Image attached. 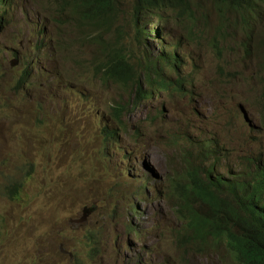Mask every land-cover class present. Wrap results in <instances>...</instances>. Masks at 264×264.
Returning <instances> with one entry per match:
<instances>
[{
    "label": "rangeland",
    "instance_id": "1",
    "mask_svg": "<svg viewBox=\"0 0 264 264\" xmlns=\"http://www.w3.org/2000/svg\"><path fill=\"white\" fill-rule=\"evenodd\" d=\"M4 5L0 264H161L166 259L186 264L177 235L181 222L171 201L161 204L155 191L170 190L175 172L186 170L185 155L202 162L203 172L216 162L213 155L202 157L200 144L192 146L198 139H217L232 153L216 163L222 172L238 168L247 178L251 160L264 165V110L258 103L264 102V85L249 88L237 79L225 94L235 56L224 65L214 49L207 43L203 50L197 47L174 22L171 39L182 37L194 49L187 50L202 60L196 72L184 71L196 77L194 95L174 94L159 107L162 114L137 111L116 123L115 104L134 95L95 76L93 68L115 46L138 61L161 54L165 42L155 36L147 39L146 50L135 52L127 3L116 10L108 30L107 19L75 22L78 17L61 10V1L8 0ZM213 18L209 33L221 16ZM71 44L76 51L64 50ZM12 59L19 60L15 67ZM27 75L28 85H19ZM110 132H118L117 138L109 139ZM174 134L184 135L183 140L171 141ZM15 182L21 188L13 196L9 190ZM139 191L149 199L141 203L135 196ZM86 207L90 214L80 220ZM93 240L101 247L90 260L82 249L87 254ZM196 261L236 264L226 251L207 261L193 256L189 264Z\"/></svg>",
    "mask_w": 264,
    "mask_h": 264
},
{
    "label": "clouds",
    "instance_id": "2",
    "mask_svg": "<svg viewBox=\"0 0 264 264\" xmlns=\"http://www.w3.org/2000/svg\"><path fill=\"white\" fill-rule=\"evenodd\" d=\"M7 1L0 0V9L2 6H5L4 4ZM58 1L63 3L61 10L66 11L69 15H74L75 17L73 18L78 17L74 19L75 22L84 21L79 16L81 15L80 10L76 8L77 0H50L51 3ZM191 1L195 14L193 17L187 14H177L157 9H146L136 14L130 6V0L119 1L117 9L124 10L123 7L127 3L132 10L133 21L131 24L134 31L130 35V38L136 43L134 46L135 52H139L140 49L146 50L147 39L152 40L155 36L159 39L161 38L163 43L165 42L166 50L157 56H148L147 58L143 56L137 61L115 46L112 50L105 51L104 60L93 68L95 76L100 75L104 81L121 86L128 96L131 93L134 95L128 103L121 101L115 104L113 111L116 123H122L125 115H130L132 116L131 118H134L135 115L133 114L137 111H146L147 114H162L163 111L158 112L159 107L174 94L194 95L193 84L196 83V77L195 75L187 76L184 71L191 69L192 72H196L200 68L202 60L199 56L193 55L187 50L192 48L182 37L179 36V40L175 38L174 41L171 39L174 31V22L185 29L190 40L197 47L203 50L204 44L207 43L209 49H214L224 65L229 62L232 55L235 56L236 65L232 66V69L229 71L230 79L227 78L225 94H228L232 90L234 83L238 80L243 81L244 85L247 83L249 88L264 85V26L258 29L264 23V0H257V4L254 5L258 11L255 17L251 16L243 7H240V3L235 0H230L224 7L213 0ZM115 13L116 11H113L112 13H107L106 16H98L97 19L108 20L105 26H108L106 30L109 29V21ZM213 15H220L221 19L214 28V31L209 33L208 29L213 22ZM2 18L3 14L1 15L0 11V25ZM97 19L85 22L93 25ZM252 44H256L257 47L253 48ZM110 45L106 44L105 48L110 47ZM40 46L41 43L39 46H36L37 50H41ZM149 46L153 49L155 45L151 43ZM68 47V49L64 50L71 53L76 51L72 44L68 45ZM18 63V59L11 60L12 67H15ZM111 72L112 76L110 75ZM29 76H22L19 85H28L27 79ZM223 79L226 80V75L223 76ZM153 102H156L154 109L151 108ZM258 103L261 104L260 100ZM261 106L264 110V102ZM117 135L118 132H110L109 139H115ZM170 138L171 141L180 143L184 135L176 137L174 134L170 135ZM197 144L201 145L202 157L213 155L216 158V162L205 168V172H203L205 166L202 162L194 161L185 155L186 170L183 173L175 172L170 190H156L155 192L160 198L161 204L166 198L171 201L174 213L181 222V228L178 230L177 235L180 251H185L184 261L186 264L191 263L190 260L193 256H204L207 261L222 251L229 253L232 261L236 264H242L247 256L241 251L240 246L244 244L243 241L245 240H242L239 244L240 252L237 249L234 252L229 246L228 236H221L222 239L217 241L211 240L206 245L187 234L185 231L186 219L181 216L179 211V203L182 201L180 188H182V185L190 176L191 170H197L206 183L218 182L212 183L209 186L223 195V197L232 194L236 188L240 189V197L232 195V197L225 200L232 199L228 202L247 209L246 214L250 215L253 224H256L255 218H260L264 222V184L260 186V181L264 179V165L254 159L251 160L253 166L247 170V178L244 176V171L240 172L238 168L233 172L225 173L216 167V163H221L226 158L232 156V153L228 152L225 147L220 146L217 139H198L192 146L195 147ZM219 180L222 181L219 182ZM243 184L247 185L243 186ZM146 185V181L140 184V189H145ZM19 188H21L20 183L15 182L9 190L11 195H19ZM135 196L136 198L138 197L141 203L149 199L147 194L141 191L135 193ZM129 197L131 196L129 195ZM135 202L133 203V207L137 205ZM193 205L200 211L207 210V205L202 202H194ZM88 208H85V214L80 220L87 219L88 214H90ZM254 227L252 224L246 228L238 226L240 232H246V234L252 233ZM139 233L137 231L136 236H139ZM100 247V241L93 240L89 243L87 254L84 249L82 250L87 258L93 260L96 258V253L100 250ZM161 264H177V260L173 259L171 261L170 259H166Z\"/></svg>",
    "mask_w": 264,
    "mask_h": 264
},
{
    "label": "trees",
    "instance_id": "3",
    "mask_svg": "<svg viewBox=\"0 0 264 264\" xmlns=\"http://www.w3.org/2000/svg\"><path fill=\"white\" fill-rule=\"evenodd\" d=\"M120 0H77L76 8L81 12L79 15L84 21H93L98 16H106L117 10ZM224 7L230 0H213ZM255 17L258 14L255 4L257 0H235ZM191 0H130V6L134 13L138 14L142 10H167L177 14H187L193 17L194 9ZM254 12V13H252ZM135 16L137 17V15ZM107 18V17H106ZM88 23V22H87ZM105 27V29H107ZM264 39V33H263ZM264 51V41H263ZM110 70V68H109ZM112 70V66H111ZM114 70V65H113ZM116 70V64H115ZM112 76V72L110 74ZM264 95V93H263ZM261 104L263 103L260 100ZM222 180H219L221 182ZM218 183V182H212ZM212 183H206L197 170H191L190 176L180 188L182 201L179 203L181 216L186 219L185 231L193 239L200 240L206 245L209 242L227 237L231 249L238 252L239 244L242 240L244 244L240 246L241 251L247 256L242 264H264V222L260 218H255L256 224H253L250 215L246 214L247 209L240 205L228 202L232 195L240 197V189L232 192L227 197L219 194L211 186ZM264 184V179L260 181V186ZM247 184H243L246 186ZM202 202L207 205L206 211L198 210L193 203ZM187 209V211H185ZM255 226L250 234L240 232L238 226L242 228ZM245 235V236H244ZM240 240V241H239Z\"/></svg>",
    "mask_w": 264,
    "mask_h": 264
},
{
    "label": "bare ground",
    "instance_id": "4",
    "mask_svg": "<svg viewBox=\"0 0 264 264\" xmlns=\"http://www.w3.org/2000/svg\"><path fill=\"white\" fill-rule=\"evenodd\" d=\"M149 133V132H148ZM112 142V141H111Z\"/></svg>",
    "mask_w": 264,
    "mask_h": 264
}]
</instances>
